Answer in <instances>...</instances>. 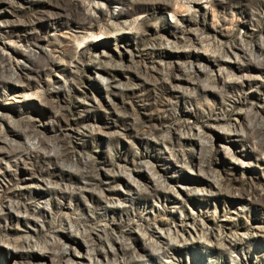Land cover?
Returning <instances> with one entry per match:
<instances>
[{
    "label": "rangeland",
    "instance_id": "1",
    "mask_svg": "<svg viewBox=\"0 0 264 264\" xmlns=\"http://www.w3.org/2000/svg\"><path fill=\"white\" fill-rule=\"evenodd\" d=\"M0 264H264V0H0Z\"/></svg>",
    "mask_w": 264,
    "mask_h": 264
},
{
    "label": "bare ground",
    "instance_id": "2",
    "mask_svg": "<svg viewBox=\"0 0 264 264\" xmlns=\"http://www.w3.org/2000/svg\"><path fill=\"white\" fill-rule=\"evenodd\" d=\"M166 241H167L166 243L168 244V243H169V240H168V239H166ZM160 249H161V248H160ZM158 250H159V248H158ZM158 252H159V251H158Z\"/></svg>",
    "mask_w": 264,
    "mask_h": 264
}]
</instances>
